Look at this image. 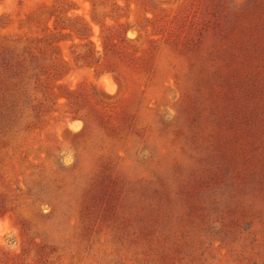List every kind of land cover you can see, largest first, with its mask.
<instances>
[{"label":"rangeland","instance_id":"1","mask_svg":"<svg viewBox=\"0 0 264 264\" xmlns=\"http://www.w3.org/2000/svg\"><path fill=\"white\" fill-rule=\"evenodd\" d=\"M0 264H264V0H0Z\"/></svg>","mask_w":264,"mask_h":264},{"label":"bare ground","instance_id":"2","mask_svg":"<svg viewBox=\"0 0 264 264\" xmlns=\"http://www.w3.org/2000/svg\"><path fill=\"white\" fill-rule=\"evenodd\" d=\"M108 85V84H107ZM108 87H110V86H108Z\"/></svg>","mask_w":264,"mask_h":264}]
</instances>
